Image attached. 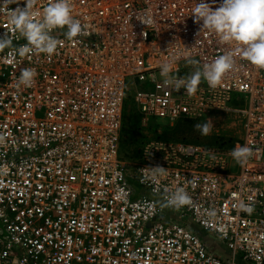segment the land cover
Here are the masks:
<instances>
[{"label":"built area","instance_id":"2783aa9c","mask_svg":"<svg viewBox=\"0 0 264 264\" xmlns=\"http://www.w3.org/2000/svg\"><path fill=\"white\" fill-rule=\"evenodd\" d=\"M49 2L34 0L35 18ZM196 3L71 0L82 34L70 41L65 29L52 30L61 43L50 56L18 54L26 40L7 14L24 0L0 5V35L12 40L0 50V264H264V69L237 53L217 87L201 80L191 94L160 75L172 57L170 75L179 79L235 48L200 31ZM24 68L36 73L28 87L18 84ZM128 78L143 124L234 113L241 131L212 144L148 137L130 172L120 160ZM244 145L252 154L241 165L231 152ZM177 188L191 204H167ZM159 201L220 239L229 257L163 218Z\"/></svg>","mask_w":264,"mask_h":264},{"label":"clouds","instance_id":"9594fccd","mask_svg":"<svg viewBox=\"0 0 264 264\" xmlns=\"http://www.w3.org/2000/svg\"><path fill=\"white\" fill-rule=\"evenodd\" d=\"M14 2L17 0H0V5ZM24 3L23 8L16 7L7 14L9 25L26 40V43L18 48L20 56L33 50L49 56L54 54L61 43L51 35L54 29H65L64 36L70 41L82 34L80 21L72 15L71 0H50L42 8L39 18H35L36 14L32 11L34 0H24ZM191 12L194 22L202 21L200 31L215 33L222 43L234 44L235 48L217 56L210 63H204L186 78L171 77L175 57L164 61L160 65V75L166 84L172 85L177 91L184 88L189 94L196 91L201 80L206 81L209 87L215 88L221 83L224 75L234 68V55L237 53L257 68L264 69V0H219V6L216 8L206 0H197ZM11 46L9 32L0 35V50ZM35 75L33 69H22L18 84L31 86ZM196 128L202 135H208L210 132L208 123L197 124ZM3 140L4 136L0 134V142ZM251 154L252 149L246 145L237 146L231 152L233 159L241 165L247 162ZM152 170L154 173L162 172L163 167H152ZM167 204L178 209L191 204V198L183 188H177L169 195ZM238 207L249 214L253 211L252 206L243 201L239 202ZM208 215L214 217L215 212L210 211Z\"/></svg>","mask_w":264,"mask_h":264},{"label":"rangeland","instance_id":"374dc122","mask_svg":"<svg viewBox=\"0 0 264 264\" xmlns=\"http://www.w3.org/2000/svg\"><path fill=\"white\" fill-rule=\"evenodd\" d=\"M135 85L132 82L131 78L126 80V98L123 106V122H122V131H121V141H120V160L126 163V168L131 172L133 168L128 164L131 162L128 158L134 154L135 150L138 147V143L143 139L148 137L159 136L162 138H169L177 141H187L191 143H203V144H212L219 140L220 138L224 139H233L241 131V126L239 121L234 113H217L207 118L206 120L201 121H182L171 127L166 125V121L149 120L146 124H143L140 120L138 125L133 130L125 124L126 118L133 120L132 111H134L135 106L132 104V95L134 94ZM129 96V97H128ZM128 97V98H127ZM131 97V98H130ZM232 104V103H231ZM233 105V104H232ZM208 123L210 127V132L208 135H202L200 130L196 128L197 124L203 125ZM137 130V132H136ZM222 136V137H221ZM237 138V137H236ZM123 157V158H122ZM130 186L134 189L136 194H141L143 189L139 186L135 178H128ZM162 203V202H161ZM160 203V204H161ZM169 210V209H168ZM173 216H168L173 218L174 221H179L183 223L189 217L184 215L183 218L178 219L179 214L172 212ZM169 221H172L168 219ZM190 227V226H189ZM189 229V228H188ZM190 230V229H189ZM192 232V231H191ZM209 234V233H208ZM218 241V246L220 248L226 249L224 243L215 237ZM227 252V251H226Z\"/></svg>","mask_w":264,"mask_h":264},{"label":"crops","instance_id":"0c3cea01","mask_svg":"<svg viewBox=\"0 0 264 264\" xmlns=\"http://www.w3.org/2000/svg\"><path fill=\"white\" fill-rule=\"evenodd\" d=\"M159 203H161V202L159 201ZM160 209H161V212L163 214V216H162L163 218H165L167 220L170 219V220L174 221L173 218L171 219L168 217V216H173L171 210H168L162 203L160 204ZM189 220H190V218H189ZM175 222H179V221H175ZM183 225L186 226L187 228H189L193 233H195L205 243V245L207 246V249L210 253H213L216 256H219L221 258H228L229 257V252L226 249L220 248L217 245L219 240L217 241V239L213 235L202 231L200 228H198L196 225H194L191 222V220L189 223L188 219H186L183 222Z\"/></svg>","mask_w":264,"mask_h":264},{"label":"trees","instance_id":"16d2710c","mask_svg":"<svg viewBox=\"0 0 264 264\" xmlns=\"http://www.w3.org/2000/svg\"><path fill=\"white\" fill-rule=\"evenodd\" d=\"M128 92V91H127ZM129 97V96H128ZM127 97V98H128ZM126 98V97H125ZM131 98V97H130ZM131 100H132V98H131ZM132 102V104H133V100L131 101ZM132 113V117H133V120L131 121V119H129V118H126V120H124V121H126L125 122V124L129 127V129H131V130H133L134 128H136L137 127V125H138V122H139V120L141 121V117H140V115L138 114V112L136 111V109H134V111H132L131 112ZM188 122H190V121H188ZM136 132H137V130H136ZM155 138H159V139H167V138H162V137H159V136H154ZM222 137V136H221ZM144 140V139H143ZM142 140V141H143ZM167 140H172V141H177V140H173V139H167ZM120 141H121V139H120ZM142 141H140L139 143H138V147H137V149L135 150V152H134V154H132L131 156H130V158H128V160L130 159L131 160V162L130 163H132V162H135V161H137L138 159H139V154H140V152H139V149H140V146H141V144H142ZM184 142H187V141H184ZM121 155V154H120ZM123 158V157H122ZM129 160V161H130ZM129 164V163H128Z\"/></svg>","mask_w":264,"mask_h":264}]
</instances>
